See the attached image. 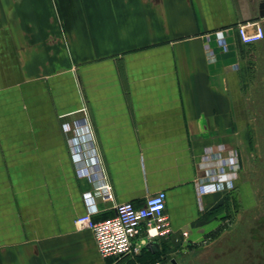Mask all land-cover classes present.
Returning a JSON list of instances; mask_svg holds the SVG:
<instances>
[{
	"label": "crops",
	"instance_id": "crops-1",
	"mask_svg": "<svg viewBox=\"0 0 264 264\" xmlns=\"http://www.w3.org/2000/svg\"><path fill=\"white\" fill-rule=\"evenodd\" d=\"M261 1L0 0V264L129 262L103 258L75 223L104 182L114 200H95L96 220L166 192L162 254L183 231L188 246L216 236L249 184L242 170L236 190L202 186L222 159L244 168L264 131V39L238 32L264 26ZM78 144L98 159L93 181ZM158 257L146 248L132 262Z\"/></svg>",
	"mask_w": 264,
	"mask_h": 264
},
{
	"label": "built area",
	"instance_id": "built-area-1",
	"mask_svg": "<svg viewBox=\"0 0 264 264\" xmlns=\"http://www.w3.org/2000/svg\"><path fill=\"white\" fill-rule=\"evenodd\" d=\"M241 42L244 44H255L264 39V26L258 21H249L241 24L238 28ZM221 44L227 48L228 44L223 32L216 33ZM210 48H207L209 51ZM209 58L215 60V55L209 53ZM81 145L75 146V156L79 160ZM222 158V157H221ZM97 160V157L94 156ZM239 159L233 155L227 159H222V164L215 172L208 173V182L202 186L203 193L232 190L235 187L236 173L239 169ZM84 175H86L84 173ZM91 181L96 179V174L88 175ZM87 204V212L77 217L75 223L79 228H87L93 231L97 243V248L103 258H115L122 261H135L141 256L147 246L154 241L160 244V250H165L166 244L173 235L170 219L166 213L165 191L149 196L143 206H135L131 202L119 203L116 205V215L104 219L96 220L94 216L99 212L95 204L97 198L113 201L114 194L109 183L101 185L83 195ZM188 237V232L183 231L180 237H175V242L179 243L181 249H175L174 254L184 252L189 247L184 240ZM171 253L162 254L161 262H173Z\"/></svg>",
	"mask_w": 264,
	"mask_h": 264
},
{
	"label": "rangeland",
	"instance_id": "rangeland-1",
	"mask_svg": "<svg viewBox=\"0 0 264 264\" xmlns=\"http://www.w3.org/2000/svg\"><path fill=\"white\" fill-rule=\"evenodd\" d=\"M255 139L258 149L236 173L237 182L244 171L249 189L245 185L244 191L233 192L231 203L220 212L224 214L221 230L202 244L171 253L174 261L165 264H264V131L256 133Z\"/></svg>",
	"mask_w": 264,
	"mask_h": 264
},
{
	"label": "water",
	"instance_id": "water-1",
	"mask_svg": "<svg viewBox=\"0 0 264 264\" xmlns=\"http://www.w3.org/2000/svg\"><path fill=\"white\" fill-rule=\"evenodd\" d=\"M260 18H264V0L260 3ZM147 248L153 253L157 254L160 251V244L158 241L151 242Z\"/></svg>",
	"mask_w": 264,
	"mask_h": 264
},
{
	"label": "trees",
	"instance_id": "trees-1",
	"mask_svg": "<svg viewBox=\"0 0 264 264\" xmlns=\"http://www.w3.org/2000/svg\"><path fill=\"white\" fill-rule=\"evenodd\" d=\"M95 219V217H94ZM163 252L162 251H159V253H157L156 255L160 256ZM129 263H131V261H129Z\"/></svg>",
	"mask_w": 264,
	"mask_h": 264
}]
</instances>
